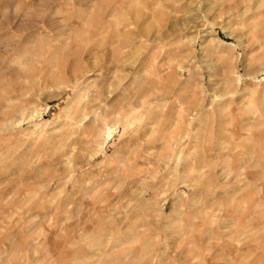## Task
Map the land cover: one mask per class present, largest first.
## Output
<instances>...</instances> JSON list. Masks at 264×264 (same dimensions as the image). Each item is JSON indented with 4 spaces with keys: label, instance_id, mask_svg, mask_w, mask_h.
Instances as JSON below:
<instances>
[{
    "label": "rangeland",
    "instance_id": "obj_1",
    "mask_svg": "<svg viewBox=\"0 0 264 264\" xmlns=\"http://www.w3.org/2000/svg\"><path fill=\"white\" fill-rule=\"evenodd\" d=\"M263 27L264 0H0V264H264Z\"/></svg>",
    "mask_w": 264,
    "mask_h": 264
},
{
    "label": "bare ground",
    "instance_id": "obj_2",
    "mask_svg": "<svg viewBox=\"0 0 264 264\" xmlns=\"http://www.w3.org/2000/svg\"><path fill=\"white\" fill-rule=\"evenodd\" d=\"M260 21L262 20L260 19ZM261 30L264 31V27L261 28ZM262 31H259L254 34V39H255L254 41L257 43V45H260V46H264V33ZM253 44L255 43L252 42L250 45H253Z\"/></svg>",
    "mask_w": 264,
    "mask_h": 264
}]
</instances>
